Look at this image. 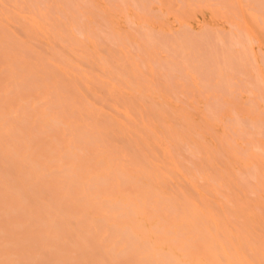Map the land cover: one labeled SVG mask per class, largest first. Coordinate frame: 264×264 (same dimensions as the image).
<instances>
[{
  "label": "rangeland",
  "instance_id": "1",
  "mask_svg": "<svg viewBox=\"0 0 264 264\" xmlns=\"http://www.w3.org/2000/svg\"><path fill=\"white\" fill-rule=\"evenodd\" d=\"M22 1L23 0H20V1L0 0V11H1L0 12V45H1L0 46V71H1L0 72V102L2 103V104L0 103V116H1L0 118V126H1L0 128L1 129L0 130H3V133H4V134L2 133V135L0 136V139L2 140L5 138L3 142L1 141L4 147L2 146V143L0 144V146L2 147V150L5 149L6 148L5 143L7 139H10V138L11 139L15 138L16 140L18 139V137H21V136L23 140H27L28 138L29 140H27V142L29 141L28 143L30 145L29 149H27L28 148L27 142L22 141V140H18V141L20 143V146L25 145L24 147L21 146V148L23 149L20 148L18 150V147H20L18 141H17L18 146L16 147L20 153L14 150L15 145L13 146V142L10 141L14 148L12 149L18 152L19 155L24 152L23 150H25V153H23L22 156L26 155V153L31 155L29 151L30 152L35 151L33 153V157L31 155L32 159L36 158L37 160L35 159V163L38 161L37 164L39 166L44 164L43 166H40V168L43 167L40 170H43L42 174L44 175L47 172V176H48V177L46 176L45 179H43L42 177H44V175L43 176L41 175L42 177L40 178L43 181L45 180L46 184H44L43 186L46 188V190L42 187V189L45 191L41 190L42 193L39 192V194L40 193L41 195L43 194L44 196H42V198L46 197L44 199H47L48 197L49 199L53 198L51 199L52 201L57 200V206L56 204H54L56 203L55 201L53 202L54 205L51 204L52 207L50 205L49 207H51L52 209L53 207L56 206L57 211H60L58 213L66 215V216H67V213H69L71 217L68 215V218L66 217L64 218V216L61 215L63 216L62 218H64L66 222L69 223V225L67 223L69 228L66 227L67 225H65L66 224L65 220L57 219V221L59 220L57 222L55 220L56 218L55 219L53 218L55 220L53 222H57L59 224V222L61 221V224L64 223V225L62 224V226L65 227L64 230H63V227L62 228L59 227L64 231L63 233L61 231L60 233L61 236H58L59 233L57 232L59 229L58 226H61V224L53 225V222L51 221L52 226L57 225V228L52 227L51 223L48 225V223L50 222L49 220L51 219L47 220L48 223L46 222L47 226H49L48 228L45 229L46 225L44 224V228L42 229L43 231L40 229L41 228L40 225H39L40 228L36 226L37 231L36 229H32V228H35V226L32 227L33 224H37V222L34 223L33 220L32 222L31 220H29L31 224L33 223L31 225L32 230L30 229V227L28 230L27 225L30 224L29 222L27 223V225L25 224L23 227L20 225V228L22 227V229L24 230L20 231L19 229H16L15 231V227L13 226L15 224L13 223L16 221V219H20L21 221L19 220L17 221L19 222V224L23 225L27 220L23 215L26 216V214H28L27 215L28 218H29V215H31L32 217L30 218L31 219L34 218L35 221L36 219H39L40 221L39 224L43 226L40 219H42V221L44 220L43 221L44 223L46 219H43V218L47 217L46 215H50L48 213H51V209L48 208V204L46 206V204L44 203L46 202L52 203V201L47 199L48 201L44 200L45 201L44 203H40L42 199L38 198V197H41L38 194L39 196L37 198L39 200L36 198L37 203L39 204L37 205L39 206L38 208H41V207L43 208V206H41L42 204L44 205V208L47 207L48 209H41V211H39L38 209L37 210L33 209L35 206L33 208L30 207V203H28L30 201L29 195L32 196V194L35 193V192L33 193V191H36V190L40 191L42 185L40 187H37V189L34 187L33 191L30 190L32 188L27 186V188L29 187L30 189L29 191L25 190L26 189L25 186L28 185L30 182L34 186L40 185V184L39 185L36 184L37 181L33 183V181H29L30 179L29 180L27 179L28 181L26 183L24 178L23 179L19 178V176L26 177V175L21 176L22 175L21 171L22 170L26 171V169L29 170L28 169L29 164H25L24 162L25 166L28 167V168H24L25 166H23L24 165L23 163L18 164V160L15 161V159H20L22 157L21 155L20 156L17 155L18 157L17 158L15 157L14 159V156L12 154L13 150H12V153H10L9 151L7 152V149H5V151L3 150V153H2V150H0L2 154L0 155L5 156V157L7 156L8 160H10V157L12 154V158L14 162L13 163L12 160H10V163H9L8 161L5 160L7 159V157L6 158L4 157V160L3 158L0 157V193H2L1 195H3L1 196L3 198L0 197V227L3 228V229H0V240H3L4 238H6L7 239V242L5 241L6 243H8V241L9 242L13 241L14 244L9 243V245L10 244L11 245L8 246L7 244L6 247H8L7 249H9V251L11 252L12 250L15 251V253L13 252L10 253L13 255H11L12 257L9 255V257H11V259L9 260H7L6 257L4 259V255L3 257L0 255V258L4 259V261L0 259L1 264H5L4 262L6 260L7 261L11 260L10 262H7V263L14 264L13 262L15 261L14 260L15 257L16 256L19 257V255L21 256V258L19 257L20 264L27 263L28 261L25 262L24 260H27L28 256L25 255L27 252L25 250L28 248H30L29 250L30 252H28L27 254L31 253V255L34 257V258L31 257L33 261L30 260L29 261L31 262L30 264H34L32 262H35V264H38L37 263L38 261H40V264H44L45 261H48L47 263L50 262L52 264H55L56 261H54L55 259H53V257L51 256H54L58 260V262L59 261L61 262V260H59L61 258L64 261V264H74L72 262V259L69 258L71 254H69L68 256L66 255L68 253H64V251H66V249L68 248V245L69 247L71 246V244L67 243L71 241L66 232L68 229L70 230V226L74 228L79 227L81 231L78 234L77 232L78 228H76L77 230L74 229L76 233L75 232L72 233L71 232L72 230H70L68 231L70 232V235L72 234L80 235L84 232L85 229L87 230V232L90 235V236L87 235L88 237H90V239H88V237L87 239L92 241L91 242V241H87V239H84L88 243V246H89V243L94 242L93 240L95 241L98 240V242L104 243L103 245L105 246H103L102 244L99 245L102 247H99L97 249V252L93 248L97 247L98 245L95 247H91L93 252H96V254L93 255L92 250L90 249L91 244L88 249L91 252L90 253L89 251H87V243L83 240L85 244L83 243L82 245L84 246V248H86V250L84 249V251H86V255H85L82 251L83 249L81 250V248L83 247L80 248L78 246L80 245V243H78V241H76L77 239L73 238V235H72V239L73 240L75 239V241L73 242L78 243V245H76L77 243L76 244L74 243V245L72 244V246H75V248L76 246H78V248H80V249L77 248L78 251L81 250L80 252H82L85 255V257H88L89 253L92 254L91 256L95 257L96 255L99 254L98 252L101 253L99 255V259L102 258L101 260L102 262H105L107 260V259H104L105 255L108 257V262H105V263H102L101 261H99V259L97 260L95 258L97 261H99L98 263L95 259H93L95 260V264L96 263L98 264L100 263L101 264H110V263L112 264H117V263L118 264H145L146 261L143 260L144 258H143V252H142L143 251L142 248L143 246H145L143 245L144 242L142 243L140 242V244H142L143 246L137 244V247L138 245L142 247V248H137V247L135 248L138 250V253L137 251H135L137 254L133 251V253H131L130 255H129V252L126 253V251L124 250L125 248L127 250V247H125L127 245L121 244V249L124 248L123 250L126 253L125 255L126 257L124 256L125 253L122 250L121 253L122 252L124 253V254L122 253L124 257L122 255L118 256L119 254H117L116 256H113V259L115 257V260H112V258L109 257L104 252L106 250L105 248L108 245L111 246V244L113 245V243L117 241V233H118L117 232L118 230H114L116 231L114 232V234L112 233L109 234V229L111 228V226L108 225L110 228L106 229L108 228L107 224L109 223L112 225L113 223H116L118 225L117 227H119L120 223L123 221L125 217L123 215L122 216L119 215L117 219V215L120 212V209L122 210V212H124L127 208V206L125 207L123 206V204H121L123 208H120L117 206L118 209H116L117 208L116 207L114 208V210L112 209L111 211H109V208L111 209V207L109 206L110 198L112 199L113 197L118 198L120 196L121 190L122 192L125 190H128L129 193L130 192L132 193V195L135 192L134 196L138 194L137 195L138 198L136 196L135 197L137 198V200H140L139 197L143 198L144 197L143 193L145 195L146 189L148 190L150 189V187H151V190L156 188L157 192L160 193L161 196L162 195H165L164 197L167 196V198L164 199V201L166 200L167 202V199H168V201H170L168 202L169 206L170 204H172V206L177 205L176 207H174L175 209H172L173 207L171 209L169 208L168 214L172 213L173 210L175 212H178L177 211L179 209L178 207H180V210H181V204L184 202L183 199L186 197L188 199L186 200L190 204L192 203V205L196 207L197 210H199L198 212L199 214H201L200 216H205V217H201V220H202L201 224H208L209 226H211L210 222L212 223V225L214 224L213 227L212 226L211 227L217 231L213 232V237H212L213 240H217V242L221 243L224 246H227L228 243H232L234 245L233 246L234 254H236L237 257L242 260L243 264H264V249H263L264 245H262L264 244V14H263L264 13V10H263L264 0H135L136 3L134 2V0L133 1L132 0H119V1L118 0H92V1L83 0V2L82 0H75L77 2H75L74 0H71L72 2L70 0H49L50 2L48 0H39L38 6H37L38 2L36 3L34 2V0H31V1L29 0L30 2L33 1V4L35 3V6L33 7H30L32 3H30L28 0H24L23 1L24 4L22 3ZM66 1L67 2L70 1L71 5L73 4L72 6H74L73 8H71V6H68L67 7L68 11L65 8V6H67L69 2L67 3ZM19 2H21L22 4H20ZM85 3H87L88 5ZM26 5L28 8L26 7ZM32 8L34 11L32 10ZM44 12L47 14L49 13V14L46 15L44 14ZM68 12L71 14H69ZM42 14L45 15V18L44 16H42ZM71 15H75L76 18L74 16L73 18ZM106 26L108 27V29ZM96 28H99V29L97 30ZM99 30L100 31L102 30V32H100ZM144 32L148 34L146 35V33ZM142 33H144L143 36L145 35L147 37V38L143 37L144 40L146 39L149 40L152 36L154 37L156 35L155 36L156 38L154 37V40L157 43L159 41V44H157L152 38L149 41L146 40L147 42L146 44V42L142 40L143 39ZM158 35L160 36V38H158ZM230 35L231 37H229ZM214 38L215 39L217 38V39L215 40ZM167 39L169 40V42L170 41L171 42L168 43ZM175 39L177 40L175 41ZM80 40H83V41H80ZM239 41H240V44H239ZM155 44H157L158 46H155ZM147 45L148 47L150 46L151 47L149 48L150 50L145 52V50L147 49L146 48ZM246 45L248 46V48ZM239 46L241 48H239ZM141 47H142V50L144 51L141 50ZM152 47L154 49H152ZM160 48L163 49L164 51L161 50L160 53H158L159 52L158 49ZM166 49L170 53H167L168 51ZM228 50L231 51L232 53L233 52H236V53L231 54V52H229ZM56 52H57V55H56ZM54 54L56 55L55 58H57L58 61L53 60L55 59ZM210 55L211 56L213 55V56L210 57ZM227 55H228V59H227ZM60 56H61V59H63L64 57V61L62 60L63 63H61L60 61L61 59H59ZM129 56H130V59L131 57L133 59L129 60L128 58ZM122 57L123 59L121 60ZM124 58L127 61V63L124 60ZM153 60H155V62ZM185 60L187 61V63H190V64H187ZM178 61L179 63H177ZM180 61H183V66H184L183 68H181L182 62ZM204 61H206L207 64ZM160 62H162L163 64ZM164 63L166 64L164 65ZM175 63L177 66H175ZM228 63H229V67H228ZM193 65L194 66L196 65V66L194 67ZM200 65H202L201 67L203 68H201ZM167 66L168 67L173 66L172 68H174V70H172L171 67L168 68L169 69L168 70ZM192 66L194 68H192ZM177 67L178 68L180 67L179 68L180 71L177 69ZM185 67H187L188 69H186ZM197 67L199 68V70ZM214 67L215 69H213ZM1 68L5 71L3 72ZM201 69L203 71L205 70H208V71L203 73L201 72L202 71ZM210 70H212L213 72H211ZM209 71H210V74L207 73ZM27 73L29 74V78L27 76L28 75ZM197 73H199L198 75L202 76L201 77L202 79L204 78L205 82L204 80H200L201 78L197 76ZM200 73H203L204 76ZM213 73L214 74L216 73L217 75H213ZM26 76L28 79L24 78ZM221 76L223 77L221 78ZM224 77L226 80L223 79ZM218 79H220V81ZM222 79L227 84L223 83L224 81ZM23 80L24 81L28 80V81L24 82ZM57 82L59 83L57 84ZM202 83H204L205 85ZM225 84L227 85V87ZM27 85L29 86V88ZM50 85H52V87ZM46 95H51V96L45 97ZM50 97H52L51 98L52 102L50 101L51 104L48 101ZM84 100H87V101H84ZM23 103L25 105H22ZM47 103L50 105H48ZM4 107H5V110H4ZM22 107H23V110L21 109ZM25 107L27 108V110ZM55 108H57L56 110L58 114ZM15 110H17V112ZM46 110H48V112ZM28 111H31V112H28ZM6 113L10 117L6 116ZM31 113H33L34 115ZM1 114H3V116ZM156 115L158 117H155ZM54 116H57L56 117L57 120H55L56 118ZM73 118H75V120L77 119V121H74ZM3 119L4 120L6 119V120L4 121ZM23 119H25V122H24L25 124L22 122L24 121ZM26 119H29V120H26ZM50 119L53 120V122L57 121L56 122L57 124L55 123L56 129L54 126H52L53 122L52 121L49 122ZM45 121L46 122L48 121L49 123H51V125H48L49 123H47L46 126H48L47 128L49 130L52 127L50 130L52 132H50L49 130L47 131V128L44 125ZM33 124L36 126H33ZM59 124H61L62 128L60 127ZM76 125H77V128H79L78 130H80V132L78 130H74ZM14 126H16L17 128L19 127L21 131L17 130L15 134H12L13 133L12 129H14V132L17 129ZM27 126L28 128L25 129V127ZM178 127H180V129ZM57 128L61 129V131L58 130ZM35 129H37L38 133L35 132L36 131ZM44 129L46 130L44 131ZM39 130L40 132L41 131L42 132L40 133ZM71 130L73 133L74 131L76 133H74L73 135ZM19 131L22 133L20 134ZM53 131L55 133H53ZM32 132L35 135H32ZM57 133L59 136L57 135ZM87 133L89 137L88 138L86 137L88 139L86 140V142L88 141L87 143H89L90 138L92 140L90 141L89 146H87L88 145L87 143H84L85 141L84 136L85 134L86 136H88ZM90 133L93 135H91ZM25 135L27 136V138ZM65 135L67 138L65 137ZM60 136H62L63 138L65 137V138L63 139ZM108 136H111V137H108ZM77 137L79 138L81 137V139L84 140L83 141L84 144L81 142V139L79 140V138ZM61 138L64 140L63 142H61L62 141ZM36 139L39 140L38 141L39 143L37 142ZM107 139L111 141H108ZM16 140H15V143H16ZM11 143L9 144L11 145ZM46 144L48 145L50 144L49 146L51 148ZM130 144L132 145V147ZM84 145H86L87 147L85 148ZM94 148L96 150H94ZM66 149H68V151H66ZM140 150H141V153H140ZM50 151L52 152L48 153ZM63 151L64 153H66L65 155H67L66 158H65V155L60 156L61 154H64ZM69 151L72 154L74 151L77 153V154L75 153L76 155H74L77 158V160H74V164H76L75 161H77V164H76L77 166L79 163V166H78L79 169L75 168L77 166L74 167L77 172L78 171L82 172L81 170H83L84 166L86 169V167H89L88 165H90V168L92 166L91 169L93 170L92 172L90 171L87 174L84 173L85 169L83 170L82 173L84 175H82V177L85 178V180L83 178L82 180L84 182L85 181L88 182V184H83L82 180H81V183H82L81 185H80V182H77L79 183V185L76 186L77 190L75 192L73 191L75 195H72L70 193L71 196L67 193L66 186L70 184L68 182L72 181L73 177L72 179H70L71 175L69 176V174L65 172V167H67L66 169L67 171L70 170L68 168L70 167V164H69L70 162L68 161L70 160L68 158ZM244 151H245V155H244ZM137 152H138V155H140V156L136 155L139 157L137 158V160L141 159V161L139 160V163L138 162L136 163L137 160L135 159L136 158L135 154H137ZM6 153H9V154H6ZM38 153H40L38 155L39 157H35V155L37 156ZM81 155H83L84 157ZM91 156H92V159H91ZM23 157L21 159H24ZM99 157H105V159L109 161L114 160L113 162L111 161V163H113L114 166L116 165V167H118L119 165V167H121V169H123L127 173V176L131 175L130 179H132V176L135 179H137L135 181L133 178L134 184L135 183L137 184L138 182V184L140 185L141 183H144L145 181L147 184L148 183H150V185L152 184V186L154 184L155 187L153 186L154 188H152V186L149 185L148 186L149 188H147L145 187V185L147 186V184L145 183L144 186L143 184L140 185L142 186L141 189L140 188L137 189V187H135L136 185H134L133 183H131L132 181L130 182V180L127 179L131 183L129 184L131 185L129 188H128V185L124 186L125 184L123 185L122 182L114 185V183L119 182V181H114L112 184H109V186L110 187L112 186V187L109 188L108 186V191H107L108 193H107L106 192L107 188L105 189L104 187L105 186L107 187L108 184L105 182L106 185H104L105 184L104 181L103 180L100 181V179H97L98 177H96L95 183L97 182V180H99L100 183L99 182L98 183L100 185L102 182L104 183V184L102 183L103 184L102 187L104 186L103 188L105 189L103 193L104 195L103 194L101 195H102V198H104L103 196H105V199L99 200L98 204L94 206L91 203L92 200L89 199L88 197L90 195L93 196L95 194L94 192H96L101 186L100 185L97 186L96 184H94L98 188L97 189V188H93L94 186L90 184L91 186H89V188L93 186L92 187L93 193L92 194L90 193V195L87 194V192L91 191L87 186L89 185V181H91L92 174L94 175L95 173V176H99L98 172L97 171L95 172L94 171L95 168H93V164L99 159ZM46 158H47L46 162L48 164L44 163ZM59 158H61V160ZM111 158H114V159H111ZM51 159L53 160L50 161ZM56 159H58V161L60 160V163ZM65 160L68 162L64 163ZM132 160L134 163L132 162ZM143 160H145L143 164H146L147 166L145 170L143 169L145 165L140 164V162H142ZM20 162H23V160ZM11 163L14 165L15 168L13 167ZM63 163L65 164V167L63 169L64 171L60 167V165L62 166ZM37 164L35 166H37ZM94 166L96 165L94 164ZM20 167H22V170ZM44 167L46 170L44 169ZM17 168H19V170H17ZM12 169L14 171H12ZM55 170L58 173L55 172ZM36 171H37V168H36ZM144 171L145 173H143ZM17 172H18V176H17ZM2 173H4V175H2ZM151 173L154 175L155 180L153 179ZM157 173H159V175ZM39 174H38V177H39ZM147 174L148 176L145 177L144 175H147ZM8 175L11 177H8ZM65 175L69 176V179ZM139 175H140V178H138ZM1 176L4 177L6 180L2 178ZM149 177L150 179L148 180ZM11 178H13L14 180L13 179L11 180ZM40 178H39V181L41 180ZM74 178L76 177L74 176ZM146 178L149 182H147ZM93 179H95V177ZM4 180L7 181L6 183H8V185L10 184V187H11V184L12 186L13 185L18 186L22 184V186L20 185L18 187L23 188V189L25 188L24 189L25 193L23 192V195L26 194V191L28 192L31 191V193L29 194L27 193L28 196L26 195V197H28L27 204L29 206L26 205L24 201L21 202L23 199L25 200V197L22 198L21 200L19 195L16 193L18 190L16 191L14 187L13 189L16 191L14 193L12 188L8 189L9 187L6 186L7 184L5 183ZM21 180H24V182H22ZM139 180H141V183H139ZM13 181H15L16 184ZM65 183H68V184H65ZM3 184L4 186L2 187ZM138 184L137 186L140 187ZM32 185L31 187H33ZM48 185L50 186L48 187ZM56 186H58L61 190L62 188H65L66 190V191L64 189L62 190V191H65L63 192L65 193L63 194L65 196H63L62 199H61L62 194L59 195L58 193L59 189L57 190L55 189V188H58ZM123 186L124 188H122ZM132 186L135 188L134 192H132L134 190ZM18 187L16 189H18ZM85 187H87V189ZM4 188H7V189L4 190ZM61 190H59L60 193H62ZM140 190L144 192L142 193L140 192ZM155 190H153L154 194L156 192ZM157 192H156V195L153 194L154 195L153 199L155 198L154 202L156 201V204H153V202L150 203V205L155 206V208L160 203L158 202L157 204V200L159 199L157 197L158 195ZM19 193L21 194V191ZM66 193L69 195L70 197L69 199L67 198L68 196L66 195ZM9 195H11V197L8 198L7 196ZM23 195L21 194V197H23ZM87 195H89L87 197V200L89 201H86L85 197ZM36 196L37 194L36 195L34 194L31 199L34 201L35 199L34 197ZM54 196H57L58 199H56V197ZM177 197L178 198L181 197V198L178 199ZM10 198H13L12 202ZM180 199L181 201L183 200V202H181ZM174 200L176 202L171 203V201H174ZM23 203L25 204L27 209L30 207L29 211L26 210V207L24 206ZM8 204L9 206H11V208L7 206ZM18 204L20 205L22 204L24 206L23 207L24 209L20 206L18 209ZM35 204H32V206ZM12 206L13 208H17L18 210L16 209L14 212L11 213L10 210L13 209ZM159 206L158 208H156L157 212H158L157 209H159ZM153 208L154 207L149 209L148 207V209L151 211H148V210L147 211L152 212L154 211ZM4 209H6V212L8 210L10 213L9 215L7 213L6 217H5L6 212L1 211ZM47 210H49L50 212H47ZM65 210L66 212H63ZM22 211H24V213ZM57 211H53L52 209V213L54 212L56 213ZM19 212H21L22 217ZM58 213H56L55 215L57 216ZM18 214L20 216H18ZM71 214H73V216ZM23 218H25L26 220H24ZM6 220L8 221V223ZM11 222L13 225L11 224ZM172 224H173L172 221H170L168 222L167 226L170 227V225ZM17 225L18 224L15 225L16 228H19V225L18 226ZM99 225L102 227V230L96 231ZM50 226L53 230L51 229V231H48L50 233H48L47 230L48 229L50 230ZM103 226H105V228ZM9 227L11 229H9ZM25 227L27 229H25ZM82 227H84V230L82 229ZM54 228H56L57 231ZM5 229L6 231H4ZM38 229L42 232L41 233L42 235L44 234L43 236L45 238L47 236L50 237V235H51L50 238H53L52 235L56 236L55 238L56 240L54 239V241L49 239V237L46 238L47 240L41 237V240L43 241L46 240L48 242L53 241L52 243L49 244L51 246L55 242L53 244V247L55 249L60 250V252L64 249L62 251V253H64L63 256H62V253L61 255L51 254L49 250L50 249L49 247L51 246L48 247V244L46 243L47 247L49 248L48 249L49 252H46L47 258H45L44 262L36 258L39 252L37 248L40 247L41 249V246L38 244L36 245V248H35L33 245H35L36 243L34 242L35 244H32V242L36 241L37 238L35 237L31 238V240L34 239L31 242L29 237H31L32 235L35 236V234H37V237L40 240L39 238L40 231ZM13 230L15 232H12ZM18 230H19V234L17 233ZM30 230L32 232H29ZM2 231L3 233H1ZM102 231L103 232L106 231V233L108 232L109 235L113 236L114 240L112 239V236L110 237L109 235L108 236L106 235L105 237L100 236V238H102L103 240L105 239L104 242H102L103 240L96 239V236L99 235L100 232L103 233ZM112 231L113 230H111V232ZM44 232L47 234L45 235ZM27 234L29 237L27 236ZM247 234H249V236ZM230 235L231 236L233 235V236L231 237ZM251 235L253 236V239L256 238V241H254L255 239L253 240L250 237ZM7 236L11 237L10 240L9 238H7ZM66 236H68L69 239ZM93 236L95 239L93 238ZM16 237L17 239L21 241L23 240L21 237H25L29 239V241L24 239L25 240L24 243H28L27 245H29V243L31 242L29 247L27 245H26L27 247H25L24 243L22 244V246L21 244L19 245L18 243H20L21 241L17 242ZM65 237L69 241L64 240ZM78 237L79 236H76V238ZM85 237H86V234H85ZM244 237L248 239H245ZM81 238L82 237H79L78 239L81 240ZM48 239L51 241H49ZM63 240L67 241L65 244H63L65 246L66 244H68L67 247L65 246L63 247V245L61 244V242L64 243ZM249 240L255 243L253 244V242ZM56 241H57V245L59 243L58 246H54L56 244ZM0 242H3V241H0ZM5 242L1 243L2 246L0 245L1 246L0 252L2 251L1 248H3V245ZM16 242H17V245H15ZM200 242L201 240H199V238L197 240L195 239L192 245L196 246L197 248L192 246L191 249L199 250ZM244 242L246 243L245 245L246 248H248L251 251L246 250L247 251L246 252L244 250L245 248ZM256 242L259 244H257ZM241 243H244V244L241 245ZM31 244H32V247H31ZM41 244H42V241H41ZM12 245L18 246L19 247L18 249H21V252L23 248V252L25 253H23L22 255V253L19 251L18 255H16L17 247L15 248L14 246V249H12L13 248L11 247ZM43 245H45V242ZM243 246L244 248H242ZM6 247L3 248V250H5ZM43 247L45 248V246ZM118 247L120 248L119 245ZM31 248L33 250H31ZM34 248H35V251H34ZM72 248L74 247H71L70 250L74 251L75 248L74 249ZM140 249H141V252H139ZM42 250L41 252H39V254L43 252ZM45 250L47 251V249ZM58 250L54 251L55 254L56 252L60 254ZM75 252H77L76 249L73 252V254H75L76 256L78 255L79 256L76 258L77 260L73 256L74 262L75 260L79 262L81 260L80 258L82 256L84 257V255L80 253L81 254L80 256V254L77 255ZM3 253H5V251H3ZM14 254L16 256L13 258ZM7 255L8 254L5 253V256ZM40 255L42 259L44 258L45 254L43 255L40 254ZM40 255L38 258H40ZM132 255L135 256L133 260L131 257ZM18 257H16V259ZM141 257L143 259H141ZM48 258L50 259L52 258L53 260L51 261ZM78 258L80 259L79 261H78ZM92 258L93 257H90L89 259L92 260ZM117 258L122 261H118ZM93 260L91 261V263L94 264ZM243 260H245V262ZM23 261L24 263H22ZM84 261H81V263H84ZM81 263H77V264H81ZM15 264H19L18 261L17 263L15 262ZM85 264H90L88 263V259ZM146 264H149V262Z\"/></svg>",
  "mask_w": 264,
  "mask_h": 264
},
{
  "label": "bare ground",
  "instance_id": "2",
  "mask_svg": "<svg viewBox=\"0 0 264 264\" xmlns=\"http://www.w3.org/2000/svg\"><path fill=\"white\" fill-rule=\"evenodd\" d=\"M18 1H20V0H18ZM23 1H24V0H23ZM23 1H22V3H23ZM28 1H29V0H28ZM28 1H27V2H28ZM30 1H31V0H30ZM30 1H29V2H30ZM48 1H49V0H48ZM70 1H71V0H70ZM70 1H68V2L70 3ZM74 1H75V0H74ZM84 1H85V0H84ZM88 1H89V0H88ZM91 1H92V0H91ZM118 1H119V0H118ZM132 1H133V0H132ZM29 2H28V3H29ZM34 2H36V3L38 2L37 6L39 5V0H37V1L34 0ZM49 2H50V1H49ZM66 2H67V1H66ZM68 2H67V3H68ZM71 2H72V1H71ZM75 2H77V1H75ZM82 2H83V0H82ZM134 2H135V0H134ZM19 3L22 4L21 2H19ZM30 3H32V5H30V7L35 6V3L33 4V1L30 2ZM40 3H41V2H40ZM52 3H53V2H52ZM69 3H68V5L66 4V5H67V6H65L66 9H67L68 6H71V8L74 7V6H72L73 4L71 5V3H70V5H69ZM92 3H93V2H92ZM135 3H136V2H135ZM263 3H264V2H263ZM23 4H24V3H23ZM46 4H47V3H46ZM50 4H51V3H50ZM64 4H65V3H64ZM85 4H87V3H85ZM115 4H116V3H115ZM118 4H119V3H118ZM41 5H42V4H41ZM47 5H48V4H47ZM87 5H88V4H87ZM89 5H90V4H89ZM93 5H94V4H93ZM258 5H259V4H258ZM261 5H263V4H261ZM22 6H23V5H22ZM53 6H54V5H53ZM58 6H59V5H58ZM91 6H92V5H91ZM26 7H27V5H26ZM40 7H41V6H40ZM46 7H48V6H46ZM86 7H88V6H86ZM261 7H262V6H261ZM27 8H28V7H27ZM34 8H35V7H34ZM58 8H59V7H58ZM71 8H70V10H71ZM42 9H43V8H42ZM48 9H49V8H48ZM55 9H56V8H55ZM59 9H60V8H59ZM26 10H27V9H26ZM28 10H29V9H28ZM32 10H33V8H32ZM51 10H53V9H51ZM61 10H62V9H61ZM263 10H264V8H263ZM5 11H6V10H5ZM29 11H30V10H29ZM33 11H34V10H33ZM67 11H68V9H67ZM73 11H74V10H73ZM76 11H77V10H76ZM78 11H80V10H78ZM0 12H1V11H0ZM2 12H3V11H2ZM25 12H26V11H25ZM45 12H46V11H45ZM45 12H44V14H46V15L49 14V13L47 14V13H45ZM59 13H60V12H59ZM68 13H69V12H68ZM72 13H73V12H72ZM81 13H82V12H81ZM28 14H29V12H28ZM36 14H37V13H36ZM69 14H71V13H69ZM78 14H79V13H78ZM263 14H264V13H263ZM42 16H44V18H45V15L42 14ZM54 16H55V15H54ZM71 16H72V17H73V16L75 17V15H71ZM83 16H84V15H83ZM86 16H87V15H86ZM126 16H127V15H126ZM74 17H73V18H74ZM75 18H76V17H75ZM84 18H85V17H84ZM86 18H87V17H86ZM108 18H109V17H108ZM60 19H61V18H60ZM67 19H68V18H67ZM53 20H54V19H53ZM62 20H63V19H62ZM65 20H66V19H65ZM74 20H75V19H74ZM39 21H40V20H39ZM44 21H45V20H44ZM63 21H64V20H63ZM42 22H43V20H42ZM81 22H82V21H81ZM87 23H88V22H87ZM89 23H90V22H89ZM106 23H107V22H106ZM36 24H37V23H36ZM113 24H114V23H113ZM59 25H60V24H59ZM77 25H78V24H77ZM88 25H89V24H88ZM111 25H112V24H111ZM41 26H42V25H41ZM69 26H70V25H69ZM107 26H108V25H107ZM107 26H106V27H107ZM62 27H63V26H62ZM81 29H82V28H81ZM86 29H87V28H86ZM96 29L98 30L99 28H96ZM107 29H108V27H107ZM141 29H142V27H141ZM92 30H93V29H92ZM151 30H152V29H151ZM69 31H70V30H69ZM86 31H87V30H86ZM99 31H100V30H99ZM155 31H157V30H155ZM79 32H80V31H79ZM100 32H102V30H101ZM116 32H117V31H116ZM118 32H119V31H118ZM144 33H146V32H144ZM144 33H142V38H143V37L147 38L145 35L143 36ZM151 33H152V32H151ZM100 34H101V33H100ZM103 34H104V33H103ZM109 34H110V33H109ZM118 34H120V33H118ZM118 34H117V35H118ZM147 34H148V33H146V35H147ZM160 34H161V33H160ZM163 34H164V33H163ZM163 34H162V35H163ZM79 35H80V34H79ZM83 35H84V34H83ZM124 35H125V34H124ZM153 35H154V34H153ZM70 36H71V35H70ZM109 36H110V35H109ZM120 36H121V35H120ZM149 36H150V35H149ZM155 36H156V35H155ZM155 36H154V37H155ZM30 37H31V36H30ZM96 37H97V35H96ZM107 37H108V36H107ZM127 37H128V36H127ZM138 37H139V36H138ZM154 37L152 36L151 38L154 40ZM176 37H177V36H176ZM201 37H202V36H201ZM215 37H216V36H215ZM229 37H231V35H230ZM229 37H228V38H229ZM249 37H250V36H249ZM115 38H116V37H115ZM128 38H129V37H128ZM151 38H150V39H151ZM155 38H156V37H155ZM158 38H160L159 35H158ZM212 38H213V37H212ZM234 38H235V37H234ZM61 39H62V38H61ZM67 39H68V38H67ZM86 39H87V38H86ZM122 39H123V38H122ZM138 39H140V38H138ZM150 39H149V40H150ZM164 39H165V38H164ZM184 39H186V38H184ZM190 39H192V38H190ZM214 39H215V38H214ZM216 39H217V38H216ZM216 39H215V40H216ZM229 39H230V38H229ZM237 39H238V38H237ZM76 40H77V39H76ZM107 40H108V39H107ZM118 40H119V39H118ZM126 40H127V39H126ZM142 40L145 41V42H146V40L149 41L148 39L144 40V38H143ZM142 40H141V41H142ZM160 40H161V39H160ZM167 40H168V39H167ZM167 40H166V41H167ZM176 40H177V39H175V41H176ZM234 40H235V39H234ZM238 40H239V39H238ZM238 40H237V41H238ZM69 41H70V40H69ZM80 41H83V40H80ZM88 41H89V40H88ZM112 41H113V39H112ZM129 41H131V40H129ZM141 41H140V42H141ZM143 41H142V42H143ZM154 41H155V40H154ZM157 41H158V40H157ZM163 41H164V40H163ZM248 41H249V40H248ZM70 42H71V41H70ZM93 42H94V41H93ZM127 42H128V41H127ZM134 42H135V41H134ZM136 42H137V41H136ZM155 42H156V41H155ZM155 42H154V43H155ZM160 42H161V41H160ZM170 42H171V41H170ZM170 42H169V40H168V43H170ZM177 42H178V41H177ZM177 42H176V43H177ZM229 42H230V41H229ZM229 42H228V43H229ZM2 43H3V42H2ZM27 43H28V42H27ZM29 43H30V42H29ZM78 43H79V42H78ZM128 43H129V42H128ZM143 43H144V42H143ZM156 43H157V42H156ZM163 43H164V42H163ZM168 43H167V44H168ZM178 43H179V42H178ZM207 43H208V42H207ZM83 44H84V43H83ZM94 44H96V43H94ZM146 44H147V42H146ZM146 44H145V45H146ZM148 44H149V43H148ZM157 44H159V41H158ZM157 44H155V46H158ZM167 44H166V45H167ZM239 44H240V41H239ZM5 45H6V44H5ZM18 45H19V44H18ZM30 45H31V44H30ZM123 45H124V44H123ZM145 45H144V46H145ZM151 45H152V44H151ZM170 45H172V44H170ZM175 45H176V44H175ZM195 45H196V43H195ZM206 45H207V44H206ZM227 45H228V44H227ZM0 46H1V45H0ZM12 46H13V45H12ZM25 46H26V45H25ZM101 46H102V44H101ZM141 46H142V45H141ZM144 46H143V47H144ZM152 46H153V45H152ZM178 46H180V45H178ZM189 46H190V45H189ZM222 46H223V45H222ZM236 46H237V45H236ZM241 46H242V45H241ZM246 46H247V45H246ZM68 47H69V46H68ZM124 47H125V46H124ZM150 47H151V46H150ZM150 47H148V45H147V46H146L147 49L145 50V52L148 51V50H150V49H149ZM163 47H164V46H163ZM173 47H174V46H173ZM182 47H184V46H182ZM193 47H194V46H193ZM201 47H202V46H201ZM209 47H210V46H209ZM216 47H217V45H216ZM224 47H225V46H224ZM129 48H130V47H129ZM166 48H167V47H166ZM171 48H172V47H171ZM171 48H170V49H171ZM191 48H192V47H191ZM196 48H197V47H196ZM220 48H221V47H220ZM239 48H241V47L239 46ZM247 48H248V46H247ZM30 49H31V48H30ZM32 49H33V48H32ZM139 49H140V48H139ZM152 49H154V48L152 47ZM175 49H176V47H175ZM185 49H186V47H185ZM198 49H199V47H198ZM232 49H234V48H232ZM243 49H244V48H243ZM11 50H12V49H11ZM18 50H20V49H18ZM22 50H23V49H22ZM24 50H26V49H24ZM98 50H99V49H98ZM141 50H142V47H141ZM156 50H157V48H156ZM161 50H163V49H161V48L158 49V51H159L158 53H160ZM166 50H167V49H166ZM226 50H227V48H226ZM235 50H237V49H235ZM15 51H16V50H15ZM29 51H30V50H29ZM126 51H128V50H126ZM131 51H132V50H131ZM142 51H144V50H142ZM151 51H152V50H151ZM154 51H155V50H154ZM163 51H164V50H163ZM167 51H168V50H167ZM186 51H187V49H186ZM199 51H200V50H199ZM228 51H229V50H228ZM238 51H239V50H238ZM244 51H245V50H244ZM33 52H34V51H33ZM59 52H61V51H59ZM140 52H141V51H140ZM152 52H153V51H152ZM208 52H209V51H208ZM221 52H222V50H221ZM229 52H231V51H229ZM239 52H240V51H239ZM27 53H28V52H27ZM52 53H53V52H52ZM132 53H133V52H132ZM167 53H170V52L168 51ZM181 53H182V52H181ZM217 53H219V52H217ZM233 53H236V52H233ZM233 53L231 52V54H233ZM247 53H248V51H247ZM31 54H32V53H31ZM64 54H65V53H64ZM121 54H122V53H121ZM198 54H199V53H198ZM207 54H208V53H207ZM222 54H223V53H222ZM226 54H227V53H226ZM229 54H230V53H229ZM239 54H241V53H239ZM249 54H250V53H249ZM19 55H20V54H19ZM40 55H41V53H40ZM49 55H50V54H49ZM56 55H57V52H56ZM56 55L54 54V58L56 57ZM59 55H60V54H59ZM65 55H66V54H65ZM180 55H181V54H180ZM182 55H183V54H182ZM184 55H185V54H184ZM192 55H193V54H192ZM215 55H216V53H215ZM42 56H43V55H42ZM61 56H63V55H61ZM61 56H60L59 59H61ZM130 56H131V55H130ZM130 56H129L128 58H129V60H132L133 58L131 57V59H130ZM168 56H169V55H168ZM170 56H171V55H170ZM197 56H198V55H197ZM197 56H196V57H197ZM212 56H213V55H212ZM212 56L210 55V57H212ZM217 56H218V55H217ZM243 56H244V54H243ZM18 57H19V56H18ZM39 57H40V56H39ZM116 57H117V56H116ZM152 57H153V56H152ZM165 57H166V56H165ZM173 57H174V56H173ZM179 57H180V56H179ZM188 57H189V56H188ZM192 57H193V56H192ZM199 57H200V56H199ZM205 57H207V56H205ZM225 57H226V55H225ZM229 57H230V56H229ZM236 57H237V56H236ZM22 58H23V57H22ZM51 58H52V57H51ZM136 58H137V57H136ZM180 58H181V57H180ZM185 58H186V57H185ZM200 58H201V57H200ZM215 58H216V57H215ZM218 58H219V57H218ZM223 58H224V56H223ZM251 58H252V56H251ZM251 58H250V59H251ZM40 59H41V58H40ZM116 59H118V58H116ZM122 59H123V57L121 58V60H122ZM159 59H160V58H159ZM162 59H163V57H162ZM189 59H190V58H189ZM211 59H212V58H211ZM211 59H210V60H211ZM221 59H222V58H221ZM227 59H228V55H227ZM242 59H243V58H242ZM20 60H22V59H20ZM38 60H39V59H38ZM53 60H57V58H55V59H53ZM62 60L64 61V57H63V59L60 60L61 63H63ZM69 60H70V59H69ZM124 60H125V58H124ZM124 60H123V61H124ZM143 60H144V59H143ZM143 60H142V61H143ZM151 60H152V59H151ZM191 60H193V59H191ZM194 60H195V58H194ZM210 60H209V61H210ZM212 60H213V59H212ZM223 60H224V59H223ZM234 60H235V58H234ZM251 60H252V59H251ZM46 61H48V60H46ZM57 61H58V60H57ZM70 61H71V60H70ZM98 61H99V60H98ZM112 61H113V60H112ZM125 61H126V60H125ZM153 61L155 62V60H153ZM163 61H164V59H163ZM168 61H169V60H168ZM185 61H186V60H185ZM202 61H203V60H202ZM228 61H229V60H228ZM230 61H231V60H230ZM49 62H50V61H49ZM101 62H102V61H101ZM158 62H159V61H158ZM180 62H182V67H181V66H180V67L183 68V67H184V66H183V61H180ZM190 62H192V61H190ZM194 62H195V61H194ZM204 62L206 63V61H204ZM211 62H212V61H211ZM215 62H216V61H215ZM218 62H219V61H218ZM218 62H217V63H218ZM223 62H224V61H223ZM231 62H232V61H231ZM22 63H23V62H22ZM64 63H65V62H64ZM113 63H114V62H113ZM120 63H121V62H120ZM126 63H127V61H126ZM160 63H162V62H160ZM170 63H172V62H170ZM177 63H179V61H178ZM186 63H187V61H186ZM217 63H215V64H217ZM225 63H226V62H225ZM245 63H246V61H245ZM247 63H248V62H247ZM249 63H250V62H249ZM15 64H16V63H15ZM122 64H123V62H122ZM162 64H163V63H162ZM165 64H166V63H164V65H165ZM187 64H190V63H187ZM201 64H202V63H201ZM206 64H207V63H206ZM212 64H213V63H212ZM212 64H211V65H212ZM23 65H24V64H23ZM64 65H65V64H64ZM67 65H69V64H67ZM106 65H107V63H106ZM115 65H116V64H115ZM168 65H170V64H168ZM196 65H198V64H196ZM196 65H195V66H196ZM239 65H240V64H239ZM239 65H238V66H239ZM242 65H243V64H242ZM175 66H177L176 63H175ZM193 66H194V65H193ZM193 66H192V68L195 67V66H194V67H193ZM201 66H202V65H200V67H201ZM203 66H204V65H203ZM208 66H210V65H208ZM214 66H215V65H214ZM244 66H245V65H244ZM50 67H52V66H50ZM54 67H55V65H54ZM165 67H166V66H165ZM170 67L172 68L173 66H170ZM170 67L167 66V69L170 68ZM180 67H179V68H180ZM205 67H206V66H205ZM216 67H217V65H216ZM228 67H229V63H228ZM179 68L177 67V69L180 71ZM185 68L188 69L187 67H185ZM197 68H198V67H197ZM201 68H203V67H201ZM226 68H227V67H226ZM251 68H252V67H251ZM253 68H254V67H253ZM257 68H258V66H257ZM1 69H2V68H1ZM27 69H28V68H27ZM186 69H185V70H186ZM206 69H207V68H206ZM213 69H215V67H214ZM213 69H212V70H213ZM247 69H248V68H247ZM2 70H3V69H2ZM28 70H29V69H28ZM33 70H34V69H33ZM43 70H44V69H43ZM106 70H107V69H106ZM168 70H169V69H168ZM172 70H174V68H172ZM175 70H176V69H175ZM198 70H199V68H198ZM201 70H202V69H201ZM201 70H200V71H201ZM204 70H205V69H204ZM212 70H210V71L213 72ZM225 70H227V69H225ZM4 71H5V70H3V72H4ZM24 71H25V70H24ZM41 71H42V70H41ZM181 71H182V70H181ZM183 71H184V70H183ZM190 71H191V70H190ZM206 71H208V70H205V71L202 70L201 72L204 73V72H206ZM210 71L207 72V73L210 74ZM219 71H220V70H219ZM0 72H1V71H0ZM170 72H171V71H170ZM198 72H199V71H198ZM222 72H223V71H222ZM115 73H116V72H115ZM179 73H180V72H179ZM203 73H200V74L203 75ZM217 73H218V72H217ZM27 74H28V73H27ZM30 74H31V73H30ZM174 74H175V73H174ZM198 74H199V73H197V76H199V78H201L202 76H200V75H198ZM209 74H208V75H209ZM220 74H221V73H220ZM220 74H219V75H220ZM224 74H225V73H224ZM213 75H217V74H216V73H215V74L213 73ZM20 76H21V75H20ZM23 76H24V75H23ZM27 76H28V78H29V74H28ZM27 76L24 77V78H27ZM31 76H32V75H31ZM117 76H118V75H117ZM197 76H196V77H197ZM203 76H204V75H203ZM34 77H35V76H34ZM36 77H37V75H36ZM114 77H116V76H114ZM114 77H113V78H114ZM222 77H223V76H221V78H222ZM24 78H23V79H24ZM28 78H27V79H28ZM30 78H32V77H30ZM113 78H112V79H113ZM123 78H124V77H123ZM221 78H220V79H221ZM261 78H262V77H261ZM220 79H218V80L220 81ZM223 79H225V77H224ZM223 79H222V80H223ZM32 80H33V79H32ZM56 80H57V79H56ZM200 80H204V78H203V79L201 78ZM216 80H217V79H216ZM225 80H226V79H225ZM23 81H24V80H23ZM26 81H28V80H26ZM26 81H24V82H26ZM57 81H58V80H57ZM113 81H114V80H113ZM219 81H217V82H219ZM223 81H224V80H223ZM29 82H30V81H29ZM128 82H129V81H128ZM198 82H199V80H198ZM204 82H205V80H204ZM209 82H210V81H209ZM221 82H222V81H221ZM259 82H260V81H259ZM19 83H20V82H19ZM58 83H59V82H57V84H58ZM130 83H131V82H130ZM130 83H129V84H130ZM200 83H201V82H200ZM223 83H226V82L224 81ZM23 84H24V83H23ZM29 84H30V83H29ZM202 84H204V83H202ZM220 84H221V83H220ZM226 84H227V83H226ZM226 84H225V85H226ZM11 85H12V84H11ZM204 85H205V84H204ZM210 85H211V84H210ZM12 86H13V85H12ZM22 86H23V85H22ZM27 86H28V85H27ZM50 86L52 87V85H50ZM57 86H59V85H57ZM223 86H224V85H223ZM14 87H15V86H14ZM30 87H31V86H30ZM220 87H221V86H220ZM224 87H225V86H224ZM226 87H227V85H226ZM28 88H29V86H28ZM55 88H57V87H55ZM55 88H54V90H55ZM49 90H50V89H49ZM116 90H117V89H116ZM40 91H41V90H40ZM47 92H48V91H47ZM115 92H116V91H115ZM1 93H3V92H1ZM10 93H11V92H10ZM50 93H51V92H50ZM52 93H53V92H52ZM5 94H6V93H5ZM12 94H13V93H12ZM142 94H143V93H142ZM3 95H4V94H3ZM64 95H66V94H64ZM140 95H141V94H140ZM7 96H8V94H7ZM9 96H10V94H9ZM11 96H12V95H11ZM43 96H44V95H43ZM47 96H51V95H46L45 97H47ZM141 96H142V95H141ZM143 96H144V95H143ZM2 97H3V96H2ZM2 97H1V98H2ZM14 97H15V96H14ZM138 97H139V96H138ZM5 98H7V97H5ZM51 98H52V97H50V99L48 98V99H49V100H48L49 102L51 101ZM66 98H67V97H66ZM66 98H65V99H66ZM28 99H29V98H28ZM56 99H58V98H56ZM61 99H63V98H61ZM10 100H11V99H10ZM23 100H24V99H23ZM7 101H8V100H7ZM32 101H33V100H32ZM48 101H47V102H48ZM84 101H87V100H84ZM25 102H26V101H25ZM45 102H46V101H45ZM49 102H48V103H49ZM51 102H52V101H51ZM51 102H50V104H51ZM61 102H62V101H61ZM0 103H1V102H0ZM21 103H22V102H21ZM39 103H40V102H39ZM48 103H47V104H48ZM68 103H69V102H68ZM1 104H2V103H1ZM50 104H48V105H50ZM57 104H58V103H57ZM64 104H65V103H64ZM71 104H72V102H71ZM74 104H75V103H74ZM77 104H78V103H77ZM22 105H25V104L23 103ZM48 105H47V106H48ZM61 105H62V104H61ZM75 105H76V104H75ZM78 105H79V104H78ZM84 105H85V104H84ZM2 106H3V105H2ZM5 106H6V105H5ZM28 106H29V105H28ZM28 106H27V107H28ZM30 106H31V105H30ZM43 106H44V105H43ZM88 106H89V105H88ZM50 107H51V106H50ZM56 107H57V106H56ZM65 107H66V106H65ZM25 108H26V107H25ZM45 108H46V107H45ZM11 109H12V108H11ZM13 109H14V108H13ZM21 109L23 110V107H22ZM21 109H20V110H21ZM51 109H52V108H51ZM56 109H57V108H55V110H56ZM62 109H63V108H62ZM70 109H71V108H70ZM75 109H76V107H75ZM75 109H74V110H75ZM77 109H78V108H77ZM83 109H84V108H83ZM4 110H5V107H4ZM26 110H27V108H26ZM29 110H30V109H29ZM48 110H49V109H48ZM48 110H46V111L48 112ZM58 110H59V109H58ZM68 110H69V109H68ZM93 110H94V109H93ZM15 111L17 112V110H15ZM33 111H34V110H33ZM42 111H43V110H42ZM52 111H53V110H52ZM11 112H12V111H11ZM28 112H31V111H28ZM56 112H57V110H56ZM71 112H72V111H71ZM12 113H13V112H12ZM84 113H86V112H84ZM87 113H88V112H87ZM96 113H97V112H96ZM156 113H157V112H156ZM31 114H33V113H31ZM39 114H40V113H39ZM39 114H37V115H39ZM57 114H58V112H57ZM69 114H70V113H69ZM69 114H68V115H69ZM1 115L3 116V114H1ZM4 115H5V113H4ZM15 115H16V114H15ZM33 115H34V114H33ZM44 115H45V114H44ZM72 115H74V114H72ZM6 116H9V115H7V113H6ZM78 116H80V115H78ZM89 116H90V115H89ZM144 116H145V115H144ZM9 117H10V116H9ZM27 117H28V116H27ZM33 117H34V116H33ZM54 117L56 118L57 116H54ZM65 117H66V116H65ZM65 117H63V118H65ZM74 117H75V116H74ZM155 117H158V116L156 115ZM160 117H161V116H160ZM0 118H1V116H0ZM34 118H35V117H34ZM40 118H41V117H40ZM55 118H54V119H55ZM61 118H62V117H61ZM107 118H108V116H107ZM30 119H31V118H30ZM38 119H39V117H38ZM52 119H53V118H52ZM68 119H69V118H68ZM73 119H74V121H77V119H76V120H75V118H73ZM90 119H92V118H90ZM3 120H4V119H3ZM5 120H6V119H5ZM5 120H4V121H5ZM21 120H22V119H21ZM23 120H24V121H22V122L24 123V122H25V119H23ZM26 120H29V119H26ZM55 120H57V118H56ZM103 120H104V119H103ZM105 120H107V119H105ZM7 121H9V120H7ZM15 121H16V120H15ZM35 121H36V120H35ZM41 121H42V119H41ZM50 121L53 122V120H51V119L49 120V122H50ZM61 121H62V119H61ZM74 121H72V122H74ZM108 121H109V120H108ZM147 121H148V119H147ZM27 122H28V121H27ZM29 122H30V121H29ZM32 122H33V121H32ZM49 122H48V121H47V122L45 121V122H44V125L46 126V124L49 123ZM56 122H57V121L53 122L52 126L55 127V123H56ZM80 122H81V121H80ZM102 122H103V121H102ZM111 122H112V121H111ZM3 123H5V122H3ZM18 123H19V122H18ZM20 123H21V122H20ZM37 123H38V122H37ZM77 123H78V122H77ZM97 123H98V122H97ZM107 123H108V122H107ZM114 123H115V122H114ZM234 123H235V122H234ZM24 124H25V123H24ZM56 124H57V123H56ZM72 124H74V123H72ZM75 124H76V122H75ZM99 124H100V122H99ZM102 124H103V123H102ZM19 125H21V124H19ZM48 125H51V123H49ZM59 125H60V127L62 128L61 124H59ZM65 125H66V124H65ZM17 126H18V125H17ZM24 126H25V125H24ZM33 126H36V125L33 124ZM80 126H82V125H80ZM94 126H95V125H94ZM140 126H141V125H140ZM0 127H1V126H0ZM2 127H3V126H2ZM10 127H11V126H10ZM14 127L17 128L16 126H14ZM37 127H38V126H37ZM41 127H42V126H41ZM47 127H48V126H46V128H47ZM71 127H72V126H71ZM83 127H84V126H83ZM85 127H86V126H85ZM91 127H92V126H91ZM3 128H4V127H3ZM18 128H19V127H18ZM18 128L15 130V132H14V129H12V130H13V133H12V134H15L17 130H20V128H19V129H18ZM23 128H24V127H23ZM26 128H28V126L25 127V129H26ZM33 128H34V127H33ZM51 128H52V127H51ZM51 128H50V130H51ZM87 128H88V126H87ZM103 128H104V127H103ZM142 128H143V127H142ZM178 128L180 129V127H178ZM0 129H1V128H0ZM55 129H56V127H55ZM55 129H54V130H55ZM57 129H58V128H57ZM78 129H79V128H77V125H76V127L74 128V130H78ZM10 130H11V128H10ZM35 130H36L35 132L38 133L37 129H35ZM42 130H43V128H42ZM45 130H46V129H44V131H45ZM48 130H49V129L47 128V131H48ZM50 130H49V131H50ZM58 130L61 131V129H58ZM58 130H57V131H58ZM84 130H85V129H84ZM86 130H87V129H86ZM94 130H95V129H94ZM139 130H140V129H139ZM141 130H142V129H141ZM147 130H148V128H147ZM20 131H21V130H20ZM20 131H19V132H20ZM24 131H25V130H24ZM32 131H33V130H32ZM47 131H46V132H47ZM78 131L80 132V130H78ZM25 132H26V131H25ZM39 132H40V130H39ZM41 132H42V131H41ZM41 132H40V133H41ZM50 132H52V131H50ZM50 132H49V133H50ZM62 132H63V131H62ZM69 132H70V131H69ZM71 132H72V130H71ZM82 132H83V131H82ZM96 132H97V131H96ZM120 132H121V131H120ZM132 132H133V131H132ZM143 132H144V131H143ZM2 133H3V130H0V136L2 135ZM17 133H18V132H17ZM21 133H22V132H20V134H21ZM53 133H55V132L53 131ZM59 133H60V132H59ZM72 133H73V132H72ZM74 133H76V132L74 131ZM74 133H73V135H74ZM110 133H111V132H110ZM133 133H134V132H133ZM3 134H4V133H3ZM18 134H19V133H18ZM90 134H91V133H90ZM173 134H174V133H173ZM26 135H27V133H26ZM26 135H25V136H26ZM32 135H35V134H33V132H32ZM57 135H58V133H57ZM60 135H61V134H60ZM63 135H64V133H63ZM87 135H88V133H87ZM91 135H93V134H91ZM105 135H106V134H105ZM175 135H177V134H175ZM15 136H16V135H15ZM15 136H14V137H15ZM17 136H18V135H17ZM58 136H59V135H58ZM70 136H71V134H70ZM83 136H84V135H83ZM97 136H98V135H97ZM4 137H6V136H4ZM10 137H11V136H10ZM21 137H22V136H21ZM21 137H18L17 140L14 138V139L16 140V143H15V140H14L13 138H12V139L10 138L11 140H10V139H7V141L5 140L6 143H5V142H4V143L6 144V146H5L6 148H5V149H7V152L9 151L10 153H12V150L14 149V148H13L14 145H15V146H14V147H15L14 150H16V151H18V150L21 148V146H23V147L25 146V145H21V146H20V143H19L18 140H22V141H26V142H27V140H29V139L27 138V136H26L27 140H23V138H21ZM60 137H62V136H60ZM65 137H66V135H65ZM65 137H64V138H65ZM68 137H69V136H68ZM72 137H73V136H72ZM74 137H76V136H74ZM81 137H82V136H81ZM81 137H80V138L77 137V138H79V140H80ZM84 137H85V138H84ZM84 137H83V138H84L85 141L81 139V142L83 143V141H84V143H87L88 141L86 142V140H88L87 138L89 137V135L86 136V134H85ZM86 137H87V138H86ZM95 137H96V136H95ZM108 137H111V136H108ZM55 138H56V137H55ZM62 138H63V137H62ZM62 138H61V140H62L61 142L64 141V140H63L64 138H63V139H62ZM66 138H67V137H66ZM4 139H5V138H4ZM4 139H2V140L0 139V144L3 142ZM30 139H31V138H30ZM57 139H58V138H57ZM73 139H74V138H73ZM8 140H9V141H8ZM36 140H37V139H36ZM49 140H50V139H49ZM107 140H108V141H111V140H109V139H107ZM1 141H2V142H1ZM10 141L13 142V146H12V143H11ZM17 141H18L19 146H20V147H18V150H17V148H16V147L18 146V145H17V144H18ZM38 141H39V140H37V142H38ZM58 141H60V140H58ZM65 141H66V140H65ZM67 141H69V140H67ZM90 141H92L91 138L89 139V143H90ZM8 142L11 143V145H10ZM35 142H36V141H35ZM127 142H128V141H127ZM7 143H8L9 145H8ZM22 143H24V142H22ZM28 143H29V141L27 142V144H28ZM38 143H39V142H38ZM49 143H50V142H49ZM70 143H71V142H70ZM82 143H81V144H82ZM84 143H83V144H84ZM89 143H87V144H88L87 146H89ZM103 143H104V142H103ZM103 143H102V144H103ZM61 144H62V143H61ZM83 144H82V145H83ZM102 144H101V145H102ZM7 145H8V147H7ZM46 145H48V144H46ZM49 145H50V144H49ZM49 145H48V146H49ZM69 145H70V144H69ZM99 145H100V144H99ZM130 145H131V144H130ZM2 146L4 147L3 143H2ZM41 146H42V145H41ZM79 146H80V145H79ZM84 146H85V148L87 147L86 145H84ZM84 146H83V147H84ZM96 146H97V144H96ZM122 146H123V145H122ZM155 146H156V145H155ZM27 147H28V148H27ZM27 147H26V148L29 149L30 145L28 144ZM32 147H33V146H32ZM37 147H38V146H37ZM49 147H50V146H49ZM49 147H48V148H49ZM69 147H70V146H69ZM131 147H132V145H131ZM12 148H13V149H12ZM38 148H39V147H38ZM45 148H46V147H45ZM48 148H47V149H48ZM50 148H51V147H50ZM57 148H58V147H57ZM81 148H82V147H81ZM125 148H126V146H125ZM5 149H3V150L5 151ZM21 149H23V148H21ZM34 149H35V148H34ZM62 149H63V148H62ZM100 149H101V148H100ZM133 149H134V148H133ZM146 149H147V148H146ZM246 149H247V148H246ZM0 150H2V147H1V146H0ZM3 150H2V153H3ZM14 150H13V153H12V154H13L14 159H15V157H16V158L18 157L17 155H19V154H18L19 151L16 152V151H14ZM70 150H71V148H70ZM79 150H80V149H79ZM94 150H96V149L94 148ZM108 150H109V149H108ZM141 150H143V149H141ZM141 150H140V153H141ZM23 151H24V152H23ZM23 151H22V152L25 153V150H23ZM33 151H34V150H33ZM52 151H53V150H52ZM52 151H50V152H48V153H51ZM66 151H68V149H66ZM66 151H65V152H66ZM138 151H139V150H138ZM148 151H149V150H148ZM15 152H16L17 154H16ZM22 152H21V153H22ZM34 152H35V151H34ZM34 152H30V151H29V153L32 155V157H33V153H34ZM45 152H46V151H45ZM80 152H81V151H80ZM86 152H87V151H86ZM91 152H92V151H91ZM101 152H103V151H101ZM108 152H109V151H108ZM246 152H248V151H246ZM19 153H20V152H19ZM23 153H22V154H23ZM36 153H37V151H36ZM63 153H64V151H63ZM70 153H71V152L69 151V157H68V158H69L70 160H68V161L70 162V163H69V164H70V167H68V168H69L70 170L67 171V170H66L67 167H65V164H64V163H67V162H68V161H66L67 159L65 160L66 162L64 161V163H63L62 166L60 165V167H61L62 170H63L64 167H65V172H67V174H69V176L71 175V176H70V177H71L70 179H72V177H73V179H74V180L72 179V181L69 180L70 182H68V183H70V184H69L68 186H66L67 193L71 196V194H72V195H75L74 192L77 190V187H76V186L79 185V183H77V182H80V185L82 184V183H81V180H82V178H83L82 175H84L82 172H83V170L85 169V166H84L83 170H81L82 172H79V171L77 172V171L75 170V168H76V169H79V168H78L79 163H78V166L76 165V164H77V161H75L76 164H74V160H77L76 156H74V155H76L77 153H76L75 151L73 152V154L71 153L72 155H71ZM75 153H76V154H75ZM95 153H96V152H95ZM149 153H150V152H149ZM0 154H1V151H0ZM6 154H9V153H6ZM12 154H11V157H10V156H9V157H10V160H12V162H13ZM22 154H20V155L22 156ZM39 154H40V153H38L37 156L35 155V157H39V156H38ZM65 154H66V153L61 154L60 156L65 155ZM90 154H91V153H90ZM111 154H112V153H111ZM145 154H146V153H145ZM1 155H2V154H1ZM1 155H0V157L3 158V160H4V157H5V156H1ZM20 155H19V156H20ZM31 155H29V154L26 153V155H23L24 157L22 156L24 159H21V158H22V157H21L20 159H15V161L18 160V164H21V163L24 164V162H25V164H29V166H28L29 168H28L27 166H25V164H24V165L22 164L23 166H25L24 168H28L29 170L26 169V171H23V170H22V167H20L21 170H22V171L20 170V171L22 172V175H21V174H20V175H21V176H23V175L25 176V175H26V177H20V176H19V178H21V179L24 178V180L26 181V183H27V181L30 179L29 181H33V183H35V182L37 181V182H39V183L36 182V184H38V185L40 184L39 186H34V185H32L31 182H30L28 185L25 186V188H26V189L24 188L25 190H28V191H29V189L32 188V189H30V190L33 191V190H34V187L37 189V187H40V186L42 185L40 191H38V190L33 191V193L35 192V193H34L35 195L37 194V196L34 197V198H35L34 201L31 199V198L33 197L34 194H32V196L29 195V199H30V201H31V202L33 201V202H34V203L32 202V204H35V203H36L35 205L32 206L31 202H30V201L28 202V197H26L27 193L29 194V193H31V191H30V192L26 191V194H24V195H25V196H24V195H23V192H24L25 190H24L23 188H19V187H18V186H20V185L22 186V184L19 183L20 185H18V186H17V185H15V186L13 185V186H12V184H11V187H10V184L8 185V183H6V182H7V181H5L6 179H5L4 177H2V176H1V177L5 179L4 181H5V183L7 184L6 186L9 187V188L7 187L8 189H10V188L13 189V188L15 187L14 189H15L16 191L18 190V191L16 192V191L13 189L14 193L16 192V193L19 195V197L21 198V200H22V198L25 197V200H24V199H23L22 201L20 200L21 202L24 201V203H26V205H28L27 202L30 203V207H32V208L35 206V207L33 208L34 210H37V209H38L39 211H41V209H48V208L51 209L52 205L56 204V206H57V200L54 199V200L56 201V203L53 204V202H55V201H52V200H51V199H53V198H50V199H49V198L47 197V199H48V200H51L52 203H51V202H50V203H49V202L44 203L45 201H48V200H47V199H44V198H46V197L42 198V196H44L43 194L41 195L42 191H45V190H46V188L43 186L44 184H46V183H45V180L43 181V180L40 178V177H42V176L44 175V174H42L43 170H40V169H42L43 167L40 168V166H43L44 164H42V165L39 166V165L37 164L38 161L35 163V159H36V158H35V159H34V158L32 159ZM70 155H71V156H70ZM86 155H87V154H86ZM136 155H138V152H137V154H135V156H136ZM141 155H142V154H141ZM143 155H144V154H143ZM150 155H151V154H150ZM244 155H245V151H244ZM53 156H54V155H53ZM81 156H83V155H81ZM81 156H80V157H81ZM107 156H108V154H107ZM121 156H122V155H121ZM138 156H140V155H138ZM138 156H136V158H135L136 160H137V158H139ZM6 157H7V156H6ZM6 157H5V158H6ZM42 157H43V156H42ZM63 157H64V156H63ZM66 157H67V155H65V158H66ZM83 157H84V156H83ZM88 157H89V156H88ZM11 158H12V159H11ZM40 158H41V157H40ZM54 158H55V157H54ZM74 158H75V159H74ZM122 158H123V157H122ZM133 158H134V157H133ZM141 158H142V157H141ZM145 158H146V157H145ZM59 159L61 160V158H59ZM79 159H80V158H79ZM91 159H92V156H91ZM111 159H114V158H111ZM135 159H134V160H135ZM143 159H144V158H143ZM155 159H156V158H155ZM1 160H2V159H1ZM5 160L8 161V162L10 163V160H8V157H7V159H5ZM22 160H23V162H20V161H22ZM36 160H37V159H36ZM52 160H53V159H51L50 161H52ZM56 160L58 161V159H56ZM60 160L58 161L59 163H60ZM139 160L141 161V159H139ZM139 160H137L136 163H137V162L139 163ZM145 160H147V159H145ZM145 160H143L142 162H140V164L142 165V164L144 163ZM6 161H4V162H6ZM46 161H47V158L45 159V162H44V163H47ZM111 161H112V160H110V161H109V160H106L105 157H99V159L94 163L96 166H94V164L92 163V164H93V168H95L94 171H95V172L97 171L99 176H95V173H94V175H93V174L91 175V181H92V182L89 181V185L87 186L88 188H89V186H91V185L94 186V187L92 186L93 188H97L94 184H96L97 186L100 185V184H99V183H100L99 180H97V182L95 183L96 177H98L97 179H100V181L103 180L104 183L106 182V183L108 184L107 187H106V186H105V187L103 186L105 189L107 188V189H106V192L108 191V186H109V184H112L114 181H119V182L114 183V185H116L117 183L122 182L123 185L125 184L124 186L128 185V188H129V187L131 186V185H129V184L133 183L134 180H135V181L137 180V179H135L133 176H132V179H130V178H131V175H128V176H130V177H128V176H127V173H126L123 169H121V167H119V165H118V167H116V165L114 166L113 163H111ZM113 161H114V160H113ZM113 161H112V162H113ZM26 162H27V163H26ZM85 162H86V161H85ZM115 162H116V161H115ZM117 162H118V160H117ZM119 162H120V161H119ZM132 162H133V160H132ZM13 163H14V162H13ZM87 163H88V162H87ZM133 163H134V162H133ZM11 164H12V163H11ZM36 164H37V166H35ZM47 164H48V163H47ZM89 164H90V163H89ZM115 164H117V163H115ZM12 165H13V164H12ZM141 165H140V166H141ZM143 165H145L144 168H143V169L145 170L147 166H146V164H143ZM15 166H16V164H15ZM75 166H77V167H75ZM88 166H89V167H86V169L84 170V173H86V174L89 173L90 171H91V172L93 171V170L91 169L92 166H91V168H90V165H88ZM13 167H14V165H13ZM45 167H46V166H45ZM45 167H44V169H45ZM62 167H63V168H62ZM74 167H75V168H74ZM142 167H143V166H142ZM11 168H12V167H11ZM14 168H15V167H14ZM14 168H13V169H14ZM24 168H23V169H24ZM36 168H37V171H36ZM38 168H39V169H38ZM80 168H82V167H80ZM89 168H90L91 170H90ZM163 168H164V167H163ZM13 169H12V171H14ZM55 169H56V167H55ZM61 169H60V170H61ZM17 170H19V168H17ZM45 170H46V169H45ZM88 170H89V171H88ZM165 170H166V169H165ZM27 171H28V172H27ZM38 171H39L40 174L38 173ZM48 171H49V170H48ZM63 171H64V170H63ZM166 171H167V170H166ZM21 172H20V173H21ZM25 172H27V173H25ZM51 172H52V171H51ZM53 172H54V171H53ZM55 172H57V171L55 170ZM65 172H63V173H65ZM170 172H171V170H170ZM170 172H169V173H170ZM24 173H25V174H24ZM44 173H45V172H44ZM57 173H58V172H57ZM143 173H145V171H144ZM38 174H39V177H38ZM96 174H97V173H96ZM140 174H141V173H140ZM151 174H152V173H151ZM151 174H150V175H151ZM157 174L159 175V173H157ZM2 175H4V173H2ZM9 175H10V174H9ZM9 175H8V177H11V176H9ZM41 175H42V176H41ZM48 175H49V173H48ZM72 175H73V176H72ZM135 175H136V174H135ZM141 175H142V174H141ZM158 175H157V176H158ZM17 176H18V172H17ZM46 176H47V172L45 173L44 177H42V178L45 179ZM59 176H60V174H59ZM65 176H67V175H65ZM69 176H67L68 179H69ZM74 176H75L76 178H74ZM92 176H93V178L95 177V179H93ZM144 176L147 177L148 174H147V175H144ZM155 176H156V175H155ZM47 177H48V176H47ZM142 177H143V176H142ZM152 177H153V179H154V175H153V174H152ZM158 177H159V176H158ZM2 178H1V179H2ZM25 178H26V179H25ZM39 178H40L43 182L40 180V181H41V183H40ZM133 178H134V180H133ZM138 178H140V175L138 176ZM12 179H13V178H11V180H12ZM27 179H28V180H27ZM60 179H61V178H60ZM83 179L85 180V178H83ZM86 179H87V178H86ZM88 179H90V178H88ZM127 179H129L130 182H131V181H132V182L130 183ZM144 179H145V178H144ZM149 179H150V177L148 178V180H149ZM13 180H14V179H13ZM24 180H21V181L24 182ZM146 180H147V178H146ZM148 180H147V182H149ZM154 180H155V179H154ZM9 181H10V180H9ZM143 181H144V180H143ZM13 182L15 183V181H13ZM46 182H47V181H46ZM71 182H72V183H71ZM82 182H83V184H88V182H86V181L84 182V181L82 180ZM98 182H99V183H98ZM124 182H125V183H124ZM126 182H127V184H126ZM2 183H3V182H2ZM56 183H57V182H56ZM56 183H54V184H56ZM68 183H65V184H68ZM97 183H98V184H97ZM102 183H103V182H102ZM102 183H101V185H100V186H101V187H100L101 189H100V188H99V189L97 188L98 190H97L96 192H94L95 194H94L93 196L90 195V193H91V194L93 193V191H92L93 189H92V187H90L89 189H90L92 192H91V191H90V192H87V194H89L90 196L87 195V196L85 197V198H86V201H89V200H87V197L89 196L88 198L92 200L91 203H92L94 206H96V205L98 204L99 200L105 199V196H103L104 198H102V195H101V194L104 193V190H105V189L102 187V185H103L104 183H103V184H102ZM106 183H105L104 185H106ZM139 183H141V180H139ZM145 183H146V182L144 181V183H141V184H143V186H144ZM15 184H16V183H15ZM23 184H25V183H23ZM30 184H31L33 187H31ZM36 184H35V185H36ZM90 184H91V185H90ZM133 184H134V183H133ZM133 184H132V185H133ZM137 184H138V182H137ZM137 184H136V183L134 184V185H136L135 187H137V189H138V188L141 189V187H142V186H140L141 184H140V185L138 184L140 187H138ZM146 184H147V183H146ZM70 185H71V186H70ZM149 185H150V183H148L147 186L145 185V187L149 188V187H148ZM3 186H4V184L2 185V187H3ZM6 186H5V187H6ZM27 186H29L30 188H29V187L27 188ZM45 186H46V185H45ZM49 186H50V185H48V187H49ZM117 186H118V185H117ZM121 186H122V185H121ZM121 186H120V187H121ZM124 186H123L122 188H124ZM150 186H152V184H151ZM153 186H154V184H153ZM153 186H152V188L155 187V186H154V187H153ZM17 187H18V189H16ZM23 187H24V185H23ZM42 187H43L45 190H43ZM46 187H47V186H46ZM56 187H58V186H56ZM87 187H85V188L87 189ZM111 187H112V186H111ZM111 187L109 186V188H111ZM114 187H115V186H114ZM132 187H133V186H132ZM7 188H4V190L7 189ZM53 188H55V187H53ZM53 188H52V189H53ZM83 188H84V187H83ZM102 188H103V189H102ZM133 188H134V187H133ZM133 188H132V189H133ZM12 189H11V190H12ZM19 189H21V190H19ZM55 189H56V190H57V189L61 190L59 187H58V188H55ZM63 189L65 190V188H62V190H63ZM89 189H88V190H89ZM155 189H156V188H155ZM155 189H153V190H155ZM41 190H42V191H41ZM59 190H58V193H59V195L62 194V196H61V199H62V197L65 196V195H63V194H65V193H63V192H65L66 190H65V191H62V190H61L62 193H60ZM101 190H102L103 192H102ZM130 190H131V189H130ZM144 190H145V189H144ZM153 190H151V187H150V189H148V190L146 189V191H145V195H144V193H143L144 191H141V190H140V192H142V193H143V196H144L143 198L139 197L140 200H137V198H138V197H137V195H138L137 193H136L137 195H135L137 198L134 196L135 188H134V190L132 191V192H134L133 195H132L131 192L129 193L128 190H125V191H123V192H122V190H121V191H120V196H119L118 198H117V197H116V198L113 197V199L110 198V200H109V201H110V203H109L110 205H109V206L111 207V209L109 208V211H111L112 209L114 210V208H116L117 206L120 207V208H123L121 204H123V206H125V207L127 206L126 210H125V211L123 210L124 212H122V210L120 209V212H119L118 215H117V219H118V216H119V215H120V216L123 215V216L125 217V218L123 219V221L120 223L119 227H117L118 225H117L116 223H113L114 225H113V224L111 225V224H109V223L107 224V226L109 225V226H111V228H113V229H111L109 226H108V228H106V229H109V228H110L111 230H113V231L111 232V230L109 229V234H111V233L114 234V232H116V231H114V230H118V231H117V232H118V233H117V241H115V242L113 243V245L111 244V246L108 245V246H109V247L107 246L108 248H107V247H106V248L104 247V248L106 249V250L104 249V250H105L104 253H106L109 257H111L112 260H115V257H114V259H113V256H116L117 254H119L118 256H121V255L123 256V254L125 253V251H126V253L129 252V255H130L131 253H133V251H134V252L137 251V253H138V250L135 249V248L137 247V244H139V245H141V246L145 245V246H143V248H142L141 246L138 245L137 248H142V249H143L142 252H143V258H144V259H143L142 257H141V259L145 260L146 263L149 262V264H243V263H242V260H241L240 258H238L236 254H234V252H233V246H234V245H233L232 243H228L227 246H224V245H222L221 243L217 242V240H213V239H212V237H213V232H216V231H217V230H214V228H212L214 224L212 225V223L210 222V225H211L212 227L209 226L208 224H201V222H202L201 217H205V216H200L201 214H199V212H198L199 210H197V208L194 207V206L192 205V203L190 204V203L187 201L188 199H187L186 197H185V198L183 197L184 199L182 198V199L184 200V202H183V200L181 201V199H180V201L183 202V203L181 204V210H180V207H178V208H179V209L177 210L178 212H175V211L173 210V211L175 212V214H174V212L172 211V213H170V214H171V215H170V214H168V209H169V208L171 209L172 207H173L172 209H175L174 207H176L177 205H176V206H172V204H170V206H169L168 202H170V201H168V199H167V202H166V200L164 201V199H166L167 196H166V197H164L165 195H162V196H161V194L158 193V192H157V189H156L155 191L158 193L157 197L159 198V199L157 200V204H158V202H160V203H159L160 206H159V204H158L159 209H157V210H158V212H157V211H156V208H158V206L156 205L157 207L155 208V206L150 205L151 202H153V204H156V201L154 202V199H155V198L153 199V196L156 195V192H155V194H154V193H153ZM160 190H161V189H160ZM1 191H2V190H1ZM6 191H7V190H6ZM13 191H12V192H13ZM20 191H21V194L23 195V197H21V194L19 193ZM53 191H54V190H53ZM73 191H74V192H73ZM37 192H38V193H37ZM39 192H41V193L39 194ZM48 192H49V191H48ZM55 192H56V191H55ZM121 192H122V193H121ZM177 192H178V191H177ZM177 192H175V193H177ZM14 193H13V194H14ZM24 193H25V192H24ZM58 193H57V194H58ZM67 193H66V195L68 196L67 198L69 199L70 197H69V195H68ZM70 193H71V194H70ZM107 193H108V192H107ZM111 193H112V192H111ZM142 193H141V194H142ZM1 194H2V193H0V197L3 196V195H1ZM6 194H7V193H6ZM6 194H5V195H6ZM38 194H39L41 197H38V196H39ZM51 194H52V193H51ZM57 194H56V195H57ZM153 194H154V195H153ZM159 194H160V195H159ZM180 194H181V193H180ZM52 195H53V194H52ZM59 195H58V196H59ZM103 195H104V194H103ZM113 195H114V194H113ZM171 195H172V194H171ZM12 196H13V195H12ZM27 196H28V195H27ZM30 196H31V198H30ZM183 196H185V195H183ZM5 197H6V196H5ZM7 197L9 198V197H11V195H9V196H7ZM37 197L42 199L43 202H42L41 199H40V201H41V202L39 201L40 203H44V204H46V206H47V204H48V208H47V207L44 208V205H42V204H41V206H43V208H42V207H41V208H38L39 206H37V205H39V204L37 203V199H38ZM54 197H56V199H58L57 196H54ZM90 197H91V198H90ZM161 197L163 198V200H162ZM170 197H171V196H170ZM1 198H3V197H1ZM26 198H27V199H26ZM36 198H37V199H36ZM160 198H161V199H160ZM177 198H178V197H177ZM179 198H181V197H179ZM179 198H178V199H179ZM10 199H11V202H12L13 198H10ZM61 199H60V200H61ZM106 199H107V198H106ZM186 199H187V200H186ZM38 200H39V199H38ZM44 200H45V201H44ZM65 200H66V199H65ZM152 200H153V201H152ZM159 200H160V201H159ZM170 200H171V199H170ZM58 201H59V200H58ZM69 201H71V200H69ZM199 201H200V200H199ZM2 202H4V201H2ZM21 202H19V203H21ZM173 202L175 203L176 201H175V200H174V201H171V203H173ZM16 203H17V202H16ZM24 203H23V204H24ZM87 203H88V202H87ZM91 203H90V204H91ZM5 204H7V203H5ZM51 204H52V205H51ZM13 205H14V204H13ZM49 205H50L51 207H49ZM93 205H92V207H93ZM173 205H174V204H173ZM178 205H179V204H178ZM7 206L11 208V206H9V204H8ZM19 206L23 208V207L25 206V204H24V206H23L22 204H21V205L18 204V209H19ZM28 206H29V205H28ZM56 206L52 208L53 211H57V207H56ZM150 206L154 207V208H153L154 211H152V212H148V211H151V210H149V209L152 208V207H150ZM25 207H26V206H25ZM30 207H29V208H30ZM36 207H37V208H36ZM66 207H67V206H66ZM92 207H91V208H92ZM118 207H117L116 209H118ZM148 207H149V209H148ZM12 208H13V206H12ZM29 208L27 209V207H26V210L29 211ZM32 208H31V209H32ZM35 208H36V209H35ZM55 208H56V209H55ZM16 209H17V208H13V209L10 210V212L12 213V212H14ZM18 209H17V210H18ZM20 209H21V208H20ZM23 209H24V208H23ZM52 209H51V213H52ZM60 209H61V208H60ZM69 209H70V208H69ZM21 210H22V209H21ZM147 210H148V211H147ZM179 210H180V211H179ZM1 211H2V212H3V211L6 212V209L1 210ZM5 212H4V213H5ZM22 212L24 213V211H22ZM25 212H26V211H25ZM30 212H31V210H30ZM47 212H50V211L47 210ZM58 212H60V211H57L56 213H58ZM63 212H66V210L63 211ZM70 212H71V211H70ZM169 212H170V211H169ZM7 213H8V215L10 214L9 211L7 210V212L5 213V217H6V214H7ZM19 213L21 214V212H19ZM51 213H48V214H50V215H46L47 217H44V218L42 217L43 219H46V221H45L44 223H43L44 220L42 221V219H40L41 222H42V224H43V226H41V224H39V223H40L39 219H36V217H35V219H36V221H35L34 218H33V219L30 218V217H32L31 215H29V218H30V219H29L28 216H27L28 214H26V213H25L26 216H25V215H23V216H24L27 220H26L25 218H23L24 220H26V222H25L23 225H22V224H19V222L17 221V220L21 221L20 219H16V221L13 223V224H15V225L18 224V225H19V228H16V226L13 225L12 222H11V224L15 227V231H16V229H19V230L21 231V230H24V229H22V227H23L25 224L27 225V223L30 222L29 220H31V222H32V220H33L34 223L37 222L38 225L32 223V224H33L32 227L35 226V228H32V229H36V226L39 227V225H40L41 228H40V227H39V228L42 230V229L44 228V224L47 226V223H48L47 220H48V219H51V220H49V221H50V222L48 223V225H49V224L51 223V221H52V222L55 221V220L57 221V219L65 220L64 218H65V217L68 218V215H69V213H67V216L58 213L57 216L60 217V218H58V217L55 215V214H56L55 212H54L55 214H54V213L51 214ZM120 213H121V214H120ZM33 214H34V212H33ZM35 214H36V213H35ZM59 214H60V215H59ZM173 214H174V215H173ZM202 214H203V213H202ZM8 215H7V217H8ZM61 215H63L64 218H62L63 216H61ZM71 215L73 216V214H71ZM18 216H20V215L18 214ZM69 216H70V215H69ZM21 217H22V214H21ZM70 217H71V216H70ZM13 218H14V216H13ZM18 218H19V217H18ZM37 218H39V217H37ZM53 218H54V219L56 218V219L54 220ZM93 218H94V217H93ZM103 218H104V217H103ZM5 219H6V218H5ZM69 219H71V218H69ZM69 219H68V220H69ZM204 219H205V218H204ZM7 220H8V219H7ZM7 220H6V221H7ZM37 220H38L39 222H38ZM205 220H206V219H205ZM12 221H13V219H12ZM58 221H59V220H58ZM58 221H57V222H58ZM73 221H74V220H73ZM117 221H118V220H117ZM170 221H172L173 224L170 225V227H168L167 224H168V222H170ZM203 221H204V220H203ZM209 221H210V220H209ZM16 222H17V223H16ZM23 222H24V221H23ZM31 222H30V224H29L30 226L27 225V226H28V230H29V227H30V229H31V225H32ZM46 222H47V223H46ZM57 222H53V225H55V224L60 225V224H61V221L59 222V224H58ZM62 222H64V221H62ZM204 222H205V221H204ZM206 222H207V221H206ZM238 222H239V221H238ZM4 223H5V222H4ZM7 223H8V221H7ZM20 223H22V222H20ZM65 223H66L65 225H67L68 222H66V220H65ZM2 224H3V223H2ZM62 224L64 225V223H62ZM62 224H61V226H58V228H59V227L62 228V227H63ZM77 224H78V223H77ZM84 224H85V223H84ZM3 225H4V224H3ZM6 225H7V224H6ZM18 225H17V226H18ZM20 225L22 226L21 228H20ZM57 225H56V226H52V223H51V226H52V227H56V228H57ZM68 225H69V223H68ZM68 225L66 226L67 228H69ZM115 225H116V227H115ZM1 226H2V225H1ZM10 226H11V225H10ZM27 226H26V227H27ZM46 226H45V229L49 227V226H47V227H46ZM51 226H50V230L48 229L47 232H48V231H51V229H52ZM73 226H74V225H73ZM76 226H77V225H76ZM99 226H100V225H99ZM99 226L97 227L98 229L96 228V229H97L96 231H98V230H99V231L102 230V227L100 226V227H101V228H100ZM107 226H106V227H107ZM112 226H113V227H112ZM222 226H224V225H222ZM237 226H238V225H237ZM7 227H8V226H7ZM11 227H12V226H11ZM26 227H25V229H27ZM103 227L105 228V226H103ZM239 227H240V225H239ZM12 228H13V227H12ZM56 228H54V229H56ZM61 228H59L60 230L58 229V231H57V229H56V231L59 233L58 236H61V235H60L61 231H62V233L64 232L63 230L65 229V227H63V230H62ZM71 228H72V229H71ZM76 228H78V231H77V232H78V234H79V232H81L80 229H79V227H75V228H74V227H71V226H70V230H72V231H71L72 233H73V232L76 233V231H75V230H77ZM99 228H100V229H99ZM114 228H115V229H114ZM116 228H117V229H116ZM0 229H3V228L0 227ZM9 229H11V228L9 227ZM13 229H14V228H13ZM32 229H31V230H32ZM74 229H75V230H74ZM82 229L84 230V227H82ZM19 230H18V232H17L18 234H19ZM31 230H30L29 232H32ZM38 230H39V229H38ZM52 230H53V229H52ZM70 230L68 229L66 232H67V234H68V236H69L71 242L64 241V240H68V239H69L68 236H66L68 239H66V237H65V239L63 240L64 243L61 242V244L63 245V244H65L66 242L69 243V244H71L70 247H69L68 244H66V246L63 245V247H64V246L67 247V245H68V248H67V249L70 250L71 247H74V248H75V246H72V244L74 245L75 242H73V241H75V239H77L76 241H78V243H80L81 246L78 245L77 242H76L77 244H76V243H75V244L78 245L80 248L83 247V248H81V250L83 249L82 251H83V253L86 255V251H84V249L86 250V248H84V246H83L82 244L84 243L83 240H84V239H87V237L90 236L89 233H88L87 230L85 229L84 232H83L82 234H80V235H82V236L77 235V234H72V235H73V238H75V239L73 240V239H72V235H70V232H68V231H70ZM83 230H82V231H83ZM243 230H244V229H243ZM4 231H6V229H5ZM10 231H11V230H10ZM15 231L13 230L12 232H15ZM26 231H27V230H26ZM26 231H25V233H26ZM36 231H37V229H36ZM39 231H40V230H39ZM42 231H43V230H42ZM56 231H55V232H56ZM59 231H60V232H59ZM88 231H89V230H88ZM90 231H91V230H90ZM94 231H95V230H94ZM225 231H226V230H225ZM246 231H248V230H246ZM23 232H24V231H23ZM23 232H22V233H23ZM29 232H28V233H29ZM53 232H54V231H53ZM57 232H56V233H57ZM85 232H86V233H85ZM102 232H103V231H102ZM250 232H252V231H250ZM255 232H256V231H255ZM1 233H3V231H2ZM5 233H7V232H5ZM10 233H11V232H10ZM17 233H16V235H17ZM20 233H21V232H20ZM39 233H40V234H39V235H40V236H39L40 240L38 239L37 234H35V236L32 235L31 237H29L28 234H27V236L30 238V241H31V242L34 240V239L31 240V238H33V237L37 238V239H36L37 242H36V241H33L32 244H35V243H36L35 245H33L35 248H36V245H38V244L41 246V249H40V247L37 246V247H38L37 250H38L39 252H41V250L44 248L43 246H45V248L42 250L44 253H43V252L40 253V254H42V255L45 254V255H44V258L41 259V255L39 254V252H38V254L40 255V258H38V257H39L38 254H37L36 258L39 259V260H41L42 262H44V261H45V258H47V256H46L47 253H46V252H49V250H50V253H51V254H54V255H61V253H62V251H63L64 249H63L61 252H60V250L55 249V248L53 247V244H54L55 242L52 244V246L49 245L50 243H52V242L54 241V239L56 238V236H55V235H54V236L52 235L53 238H50L51 235H50V237L47 236V237H49V239L53 240V241H51V240L48 239L49 241H51V242H48V241H46V240H47V239H46L47 237L45 238V237L43 236L44 234H43V235L41 234V233H42L41 231H40ZM44 233H45V232H44ZM48 233H50V232H48ZM84 233L86 234V237H85V234H84ZM100 233H101V232H100ZM100 233H99V235H97V236H96V234H98V233L95 234L96 239L103 240L102 238H100V236H104V237H105L106 235H107V236L109 235L108 232L106 233V231H104L103 233H101V235H100ZM227 233H228V232H227ZM248 233H249V232H248ZM31 234H32V233H31ZM31 234H30V235H31ZM46 234H47V233H45V235H46ZM16 235H15V236H16ZM41 235H42V236H41ZM74 235H75V237H74ZM87 235H88V236H87ZM220 235H221V234H220ZM227 235H228V234H227ZM247 235L249 236V234H247ZM3 236H4V235H3ZM3 236H2V237H3ZM8 236H9V234H8ZM8 236H7V238H9V240H10L11 237H8ZM20 236H21V234H20ZM76 236L82 237L81 240L78 239L79 237L76 238ZM83 236H84L85 238H84ZM98 236H99V238H98ZM109 236L111 237L112 235H109ZM114 236H115V235H114ZM230 236H231V235H230ZM232 236H233V235H232ZM232 236H231V237H232ZM241 236H242V235H241ZM256 236H257V235H256ZM41 237H43V238L46 239V240H45V241L41 240ZM62 237H63V235H62ZM250 237L253 239V236H252V235H251ZM12 238H14V237H12ZM19 238H20V237H19ZM21 238H22L23 240L25 239V240H28V241H29V239H27V238H25V237H21ZM21 238H20V239H21ZM93 238H94V236H93ZM198 238H199V240H201V242L199 243V247H200V249H199V250H193V249H191V247L193 246V245H192V244H193V241H195V239L197 240ZM244 238H245V239H248V238H246V237H244ZM4 239H6V238H4ZM4 239H3V240H0V241H3V242L6 241V242H7V239H6V240H4ZM16 239H17V237H16ZM57 239H58V238H57ZM88 239H90V237H88ZM88 239H87V241H91V240H88ZM94 239H95V238H94ZM109 239H111V238H109ZM112 239H113V236H112ZM232 239H233V238H232ZM254 239H255V240H254ZM254 239H253V240L256 241V238H254ZM23 240L21 241V240L17 239V242H20V241H21V242L18 243V244H19V245L21 244V246H22V244L25 242V240H24V241H23ZM55 240H56V239H55ZM104 240H105V239H104ZM104 240H103L102 242H104ZM113 240H114V239H113ZM242 240H244V239H242ZM28 241H26V242H28ZM41 241H42V244H41ZM68 241H69V240H68ZM84 241L86 242V240H84ZM93 241L96 242V243H94V242H93L94 244H93V243H89V246H90V244H91L90 249L92 250L91 247H95V246L98 245L97 247L93 248V249H95V251L97 252V249H98L99 247H102V246H99V245H101V244L103 245L104 243H100V242H98V240H97V241L93 240ZM225 241H227V240H225ZM249 241H251V240H249ZM3 242H0V245H1V246H2L1 243H3ZM6 242H5V243H6ZM17 242L15 243V245H17ZM31 242H30V243H31ZM34 242H35V243H34ZM44 242H45V245H43ZM91 242H92V241H91ZM138 242H139V243H138ZM140 242H141V243L144 242V244L142 245V244H140ZM223 242H224V241H223ZM241 242H242V241H241ZM251 242H253V241H251ZM257 242H258V240H257ZM257 242H256V243H257ZM5 243H4V245H3V248H5V247L7 246V244H8V246H10L11 244H14L13 241H10V242L8 241V243H6V245H5ZM9 243H11V244L9 245ZM30 243H29V245H30ZM46 243L48 244V247L51 246V247H49L50 249L47 247V244H46ZM86 243H87V242H86ZM99 243H100V244H99ZM105 243H106V242H105ZM145 243H146V244H145ZM244 243H245V242H244ZM244 243H241V245H243ZM254 243H255V242H253V244H254ZM27 244H28V243H24L25 247H27V246L29 247V245H27ZM32 244H31V247H32ZM84 244H85V243H84ZM95 244H96V245H95ZM121 244H125V245H127V246H125V247H127V250H126V248H125V249H124V248L121 249ZM257 244H259V243H257ZM15 245H12V246H11V247H13L12 249H14V246H15ZM26 245H27V246H26ZM58 245H59V243H58ZM58 245H57V241H56V244H55L54 246H58ZM92 245H94V246H92ZM118 245L120 246V248L118 247ZM245 245H246V243L244 244V246H245ZM262 245H264V244H262ZM1 246H0V247H1ZM4 246H5V247H4ZM78 246H76L75 249H76L77 252H79V253H77V252H75V253H76L77 255L80 254V253L83 254L82 252H80L81 250L78 251V249H80V248H78ZM89 246H88V243H87V251H89V250H88V249H89ZM103 246H105V245H103ZM197 246H198V245H197ZM244 246H243L242 248H244ZM16 247H17V251H16L17 254H16V255H18V252H19V251L21 252V249H18V248H19L18 246H15V248H16ZM25 247H24V249H25ZM46 247H47V248H46ZM85 247H86V245H85ZM117 247H118L119 249H118ZM193 247L197 248L196 246H193ZM3 248H1V249H2L1 252L3 253V251H5V253H7L8 255L5 256V253L2 254L1 252H0V253H1L0 255H1L2 257H3V255H4V259H5V257L7 258V260L11 259V257H12L11 255H13V254H10V253H12V252L15 253V251H14V250H12V252L9 251V249H7L8 247H6L7 250H6V249L3 250ZM20 248H22V247H20ZM35 248H34V251H35ZM52 248H53V249H52ZM56 248H57V247H56ZM74 248H72V249H74ZM77 248H78V249H77ZM245 248H246V246H245ZM245 248H244L245 251H246V250H249L248 248H246V249H245ZM45 249H47V251H46ZM48 249H49V250H48ZM51 249H52L53 251H52ZM54 249H55V250H54ZM67 249H66V251H64V253H68V254H66V255H68V256H69V254H71L70 256H72V257L69 256V258L72 259V262H73L74 264L81 263V261H84V260H85L84 263H81V264H85L86 261H87V259H88V263L93 264V263H91V261H92L93 259H95V258L98 260V259H99V255L101 254L100 252H98L99 254L97 253L98 255H96V256H98V257H96V256H95V257H94V256H91L92 254H93V255L96 254V252H93V250H92V254H90V253H91L90 251H89V252H90V253H89V256L87 255L88 257H85V255L83 254L84 257H83V256H82V257H83L84 259H83L82 257L80 258L81 260L78 258V261H79V260H80V261L77 262V261H76V260H77L76 258H77L79 255L76 256L75 254H73V252L75 251V249H74V251H73V250H70V252H69V250H67ZM123 249H124L125 251H124ZM134 249H135V250H134ZM253 249H254V248H253ZM263 249H264V248H263ZM29 250H30V248H28V249L25 250V251H27L25 255L28 256V257H27V260H24L25 262L28 261V262L25 263V264H30L31 262H29V261L32 260L31 257H33V256L31 255V253L27 254L28 252H30ZM31 250H33V249L31 248ZM57 250H58V252H60V254H58L57 252H56V254H55L54 251H57ZM100 250H101V249H100ZM122 250L124 251V253L122 252L123 254L121 253ZM8 251H9V253H8ZM101 251H102V250H101ZM229 251H230V253H229ZM249 251H251V250H249ZM32 252H33V251H32ZM52 252H53V253H52ZM71 252H72V253H71ZM139 252H141V249L139 250ZM246 252H247V251H246ZM21 253H22V255H23V253H25V252H23V248H22V252H21ZM36 253H37V252H36ZM36 253H34V254H36ZM64 253H62V256H63ZM126 253L124 254V256L126 255ZM135 253H136V252H135ZM137 253H136V254H137ZM250 253H251V252H250ZM72 254H73V255H72ZM81 254H80V256H81ZM139 254H140V253H139ZM9 255H10L11 257H9ZM16 255L14 254L13 258H14ZM29 255H30V257H29ZM102 255H104V254H102ZM127 255H128V254H127ZM134 255H135V254H134ZM134 255L131 256V257H132V260H133L134 257H135ZM248 255H249V253H248ZM73 256L75 257V259H76L75 262H77V263L74 262V257H73ZM124 256H123V257H124ZM241 256H242V254H241ZM258 256H259V254H258ZM8 257H9V258H8ZM16 257H18V256H16ZM16 257H15V259H14L15 261H14L13 263L15 264V262L17 263V261H18V263L20 264L19 260H20L21 256L19 255V257H20V258L18 257L19 259H18V258L16 259ZM42 257H43V256H42ZM51 257H53V259H55L54 261H56L57 264H61V263L64 264V261H63L60 257H59V258H60L59 260H61V262H60V261L58 262V260H57L54 256H51ZM90 257H93L92 260L89 259ZM102 257H104V256H102ZM125 257H126V256H125ZM29 258H31V259H29ZM33 258H34V257H33ZM63 258H64V257H63ZM65 258H66V257H65ZM85 258H86V259H85ZM128 258H129V257H128ZM259 258H260V257H259ZM262 258H263V257H262ZM262 258H261V259H262ZM0 259H2V260L4 261L3 258H0ZM48 259L51 260V261L53 260L52 258H51V259L48 258ZM82 259H83V260H82ZM96 259H95V260H96ZM104 259H107L105 262H108V257H107L106 255H105V258H104ZM117 259H118V258H117ZM120 259H121V258H120ZM130 259H131V258H130ZM7 260L4 262L5 264H6L7 262H10V261H11V260H10V261H7ZM12 260H13V259H12ZM16 260H17V261H16ZM46 260H47V259H46ZM89 260H91V261H89ZM95 260H93L94 264H95ZM97 260H96V261H97ZM101 260H102V258L99 259V261H101ZM24 261H23L22 263H24ZM32 261H33V260H32ZM35 261H36V260H35ZM62 261H63V262H62ZM65 261H67V260H65ZM70 261H71V260H70ZM99 261H97V262L99 263ZM103 261H104V260H103ZM118 261H122V260H119V259H118ZM243 261L245 262V260H243ZM260 261H261V260H260ZM47 262H48V261H45L44 264H52V263H50V262H49V263H47ZM101 262H102V261H101ZM105 262H102V263H105ZM226 262H228V263H226ZM32 263L35 264V262H32ZM37 263L40 264V261H38ZM56 263H55V264H56ZM69 263H70V262H69ZM98 263H96V264H98ZM136 263H137V262H136ZM141 263H142V262H141ZM146 263H145V264H146ZM247 263H248V262H247ZM256 263H257V262H256ZM0 264H1V262H0ZM7 264H11V263H7ZM100 264H101V263H100ZM110 264H112V263H110ZM117 264H118V263H117Z\"/></svg>",
  "mask_w": 264,
  "mask_h": 264
}]
</instances>
